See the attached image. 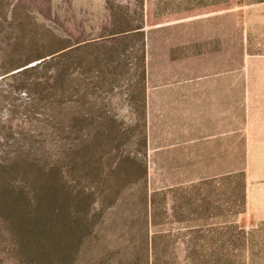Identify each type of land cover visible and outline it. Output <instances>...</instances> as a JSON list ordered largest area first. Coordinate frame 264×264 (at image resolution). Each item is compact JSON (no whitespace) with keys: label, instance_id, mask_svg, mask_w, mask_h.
I'll list each match as a JSON object with an SVG mask.
<instances>
[{"label":"rangeland","instance_id":"obj_1","mask_svg":"<svg viewBox=\"0 0 264 264\" xmlns=\"http://www.w3.org/2000/svg\"><path fill=\"white\" fill-rule=\"evenodd\" d=\"M1 1L0 16L24 8L33 24L51 28L69 4L82 44L104 42L21 78L0 76L2 130L50 148L57 106L70 126L85 127L73 141L109 122L133 140L146 136L153 232L170 236L168 256L176 264H264V0H146L145 47L136 37L100 41L104 0ZM106 52L115 72L100 71L106 63L96 56ZM61 75V103L32 85ZM183 89L196 100L190 121L200 124V141L188 146L178 142Z\"/></svg>","mask_w":264,"mask_h":264},{"label":"trees","instance_id":"obj_2","mask_svg":"<svg viewBox=\"0 0 264 264\" xmlns=\"http://www.w3.org/2000/svg\"><path fill=\"white\" fill-rule=\"evenodd\" d=\"M103 9L101 42L136 37L145 47L146 0H104ZM24 11L0 16L1 77L16 72L12 76L21 78L56 56L104 43L82 44L84 27H75L69 4L53 28L33 24ZM99 54L97 62L106 63L100 71L115 72L114 55ZM54 80L32 85L53 90L61 103L66 77ZM55 110L61 120L53 123L50 148L37 139L13 138L18 135L0 126V264H176L167 253L170 236L153 232L157 203L149 190L146 136L133 140L109 122L94 126L90 139L73 141L72 133L83 135L84 125L70 126L67 109Z\"/></svg>","mask_w":264,"mask_h":264},{"label":"crops","instance_id":"obj_3","mask_svg":"<svg viewBox=\"0 0 264 264\" xmlns=\"http://www.w3.org/2000/svg\"><path fill=\"white\" fill-rule=\"evenodd\" d=\"M194 95L190 97L188 90L183 89L180 93L179 98L177 99V118L179 120V133L182 139H179L178 142L182 144L195 143L200 141V124L197 122L195 125V120L193 122L190 121L189 113H190V104L195 102ZM150 112V110H149ZM148 112V124H151V113ZM194 118V117H193ZM195 128H196V137H195ZM198 128V129H197ZM199 136V137H198ZM226 136V134H224ZM248 193V188H247Z\"/></svg>","mask_w":264,"mask_h":264}]
</instances>
